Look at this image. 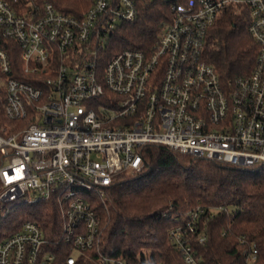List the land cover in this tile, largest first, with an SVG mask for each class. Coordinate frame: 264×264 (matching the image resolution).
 I'll list each match as a JSON object with an SVG mask.
<instances>
[{
	"label": "built area",
	"instance_id": "1",
	"mask_svg": "<svg viewBox=\"0 0 264 264\" xmlns=\"http://www.w3.org/2000/svg\"><path fill=\"white\" fill-rule=\"evenodd\" d=\"M140 1L91 0L77 16L50 0H0V105L13 121L0 128V209L54 199L68 264L99 245L93 198L105 199L119 174L142 169L145 145L245 167L264 163V0H166L172 17L152 49H124L102 66ZM232 7L247 10L258 49L253 70L224 83L204 52L210 28ZM8 39L20 47L23 71L39 76L34 82L10 75ZM205 210L176 214L168 230L186 264H201L193 240L206 242ZM244 251L252 264L255 245ZM56 259L33 220L0 240V264ZM98 263L127 264L106 255Z\"/></svg>",
	"mask_w": 264,
	"mask_h": 264
},
{
	"label": "trees",
	"instance_id": "2",
	"mask_svg": "<svg viewBox=\"0 0 264 264\" xmlns=\"http://www.w3.org/2000/svg\"><path fill=\"white\" fill-rule=\"evenodd\" d=\"M50 1L60 11L77 16L91 5V0ZM171 17L168 1L141 0L136 20L119 27L102 66L127 48L150 51ZM248 18L247 10L226 9L208 32L204 59L224 83L248 75L254 68L258 48L248 31ZM6 46L12 62L10 75L34 82L39 76L23 71L17 42L8 39ZM3 109L0 105V128L13 125ZM141 154L140 171L119 174L105 199L93 198L101 221L99 245L81 253L74 264H99L101 255L122 258L127 264H186L168 230L175 225L173 216L198 205L206 209L199 223L206 242L200 244L196 236L193 240L201 264H249L244 250L251 244L257 249L252 264H264V163L239 166L159 143L145 145ZM221 207L226 209L211 213ZM28 219L43 228L56 254L55 264H68L70 251L62 241V219L54 199L0 209V240Z\"/></svg>",
	"mask_w": 264,
	"mask_h": 264
},
{
	"label": "snow or ice",
	"instance_id": "3",
	"mask_svg": "<svg viewBox=\"0 0 264 264\" xmlns=\"http://www.w3.org/2000/svg\"><path fill=\"white\" fill-rule=\"evenodd\" d=\"M5 179L8 180V181H10L11 180V177H9L7 173H5Z\"/></svg>",
	"mask_w": 264,
	"mask_h": 264
},
{
	"label": "rangeland",
	"instance_id": "4",
	"mask_svg": "<svg viewBox=\"0 0 264 264\" xmlns=\"http://www.w3.org/2000/svg\"><path fill=\"white\" fill-rule=\"evenodd\" d=\"M2 205H3V203H2V202H0V207H2Z\"/></svg>",
	"mask_w": 264,
	"mask_h": 264
}]
</instances>
